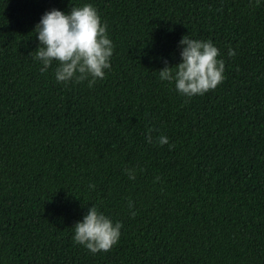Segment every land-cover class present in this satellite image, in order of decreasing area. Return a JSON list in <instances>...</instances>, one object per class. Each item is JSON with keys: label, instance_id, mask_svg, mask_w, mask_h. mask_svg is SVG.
I'll return each instance as SVG.
<instances>
[{"label": "trees", "instance_id": "1", "mask_svg": "<svg viewBox=\"0 0 264 264\" xmlns=\"http://www.w3.org/2000/svg\"><path fill=\"white\" fill-rule=\"evenodd\" d=\"M84 3L111 68L57 83L35 26ZM187 34L225 61L192 98L158 77ZM92 205L122 223L110 251L72 241ZM0 264H264V0H0Z\"/></svg>", "mask_w": 264, "mask_h": 264}, {"label": "clouds", "instance_id": "2", "mask_svg": "<svg viewBox=\"0 0 264 264\" xmlns=\"http://www.w3.org/2000/svg\"><path fill=\"white\" fill-rule=\"evenodd\" d=\"M34 31L39 46L32 58L42 65L39 69L41 73L55 64L57 83L86 80L92 87L97 80H103L106 70L111 68L114 44L106 22L91 3L73 4L67 12L57 8L48 10L41 16ZM178 48L180 62L169 66L165 61L158 77L161 81L174 84L175 91L181 96H202L225 79V61L220 58L219 49L212 40L195 39L187 34L178 41ZM228 55L235 56L236 52L229 49ZM146 139L153 143L151 135ZM155 142L160 146L168 144L169 148L173 147L166 135L158 136ZM124 172L130 180L136 178L133 169L125 168ZM89 188L94 189L95 184H89ZM128 208L135 216L133 201L129 200ZM72 227L73 243L96 254L110 251L119 243L122 223L92 205Z\"/></svg>", "mask_w": 264, "mask_h": 264}]
</instances>
